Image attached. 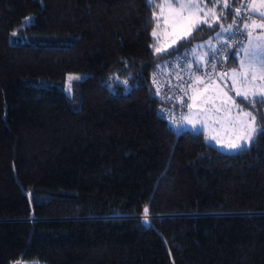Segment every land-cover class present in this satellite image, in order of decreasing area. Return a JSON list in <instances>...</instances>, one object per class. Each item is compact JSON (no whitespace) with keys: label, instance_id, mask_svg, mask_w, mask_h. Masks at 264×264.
<instances>
[{"label":"trees","instance_id":"16d2710c","mask_svg":"<svg viewBox=\"0 0 264 264\" xmlns=\"http://www.w3.org/2000/svg\"><path fill=\"white\" fill-rule=\"evenodd\" d=\"M159 3L0 0V264H264V135L223 153L175 131L203 84L186 96L182 75L151 79L174 54L198 60L235 13L157 53ZM69 73H85L70 79L76 108ZM241 106L264 127V105Z\"/></svg>","mask_w":264,"mask_h":264},{"label":"snow or ice","instance_id":"6c2138e0","mask_svg":"<svg viewBox=\"0 0 264 264\" xmlns=\"http://www.w3.org/2000/svg\"><path fill=\"white\" fill-rule=\"evenodd\" d=\"M154 0H146L147 6L152 7ZM217 0H171L168 4H158L156 7L159 9V13H153L157 17V26L159 27V16L164 14L165 8L169 10V16L165 18V24L169 25L172 28V34L176 36V39L172 41L173 44H176L177 40L187 39L191 35L193 30L203 31L202 25H207L209 28L216 32L214 24H216L220 17L231 15V10L228 5V0H225L224 9L219 12V15L216 13L215 3ZM233 4L235 0H232ZM213 5V7L208 8L207 5ZM207 9V10H205ZM243 13L244 20L247 21L250 17L255 14L258 19L264 20V0H253V3L247 5L246 7L237 8L235 11V18L232 19V24L225 28L222 24L220 25V31L216 32L217 37L221 36L224 33H228V39H246L247 44H242L239 48H234L233 52H229L227 59H234V54L239 55L241 52L243 56L241 58L240 70H233L230 74V78L233 81V86L236 91L237 96L243 95L245 99H248L250 96L256 98V101L264 105V32L254 35L256 28L264 29V23L256 24L255 21H252L251 24L245 22L243 28L235 27L237 24V19L241 17ZM209 14L212 15L213 19L210 21L208 19ZM246 32V35H245ZM153 36H156V31H153ZM185 47L183 44H180L176 51L179 52L180 48ZM156 52L159 53L162 51L161 48L157 47ZM215 52L213 50V57L215 59ZM195 50H193V55H195ZM171 55V53H169ZM183 55V54H182ZM186 55L184 59H186ZM199 65L200 60L194 61ZM206 63L211 64L212 60L205 61ZM213 68L216 67L215 64L212 65ZM191 69V64L188 65ZM199 69L197 68V71ZM211 76V73L205 74ZM225 75H228L225 73ZM70 79H78V77H70ZM200 81V77H196V82ZM193 84H189V88H192ZM181 91L184 92V95H188V92L181 86ZM207 92V88L204 90ZM201 96L192 95L190 99L193 101V104H188V107L191 109L195 102L198 99H202ZM204 102H207V99H204ZM219 110V109H217ZM243 119H238L237 124H239L240 135L238 136V141H243V143H230L227 145L232 149H243L244 144H247L249 141L253 140L257 135H264V127H256V116L251 112H243L240 110ZM261 124H264V115L260 117ZM147 207L145 208V220L147 217Z\"/></svg>","mask_w":264,"mask_h":264},{"label":"rangeland","instance_id":"374dc122","mask_svg":"<svg viewBox=\"0 0 264 264\" xmlns=\"http://www.w3.org/2000/svg\"><path fill=\"white\" fill-rule=\"evenodd\" d=\"M219 1H221V4L224 5V0ZM170 2L171 0H160L159 4H168ZM181 2H185V0H181ZM207 7L211 8L210 4L207 5ZM153 13H159V9L156 8ZM168 16L169 10L165 8L164 14L159 16L158 27L157 17L153 15L154 26L151 31V47L153 52H156L155 49L157 47L161 48L162 51H165L174 45L172 41L176 39V36L172 34V28L165 24V18ZM255 18L258 24L264 23V20L258 19L257 16ZM208 19L210 21L213 19L211 14H209ZM258 30L259 34L264 32V29L258 28ZM153 31H156V36L152 35ZM214 36H216V33L211 35L203 43L196 45L197 47L195 46L196 48H199L198 54H202L206 52L208 48H211L210 44L212 40H214ZM240 63L241 59L239 56L238 65L234 68L228 69V75L218 79V82L207 84L205 82L201 83L202 81H199V83L203 84V86L195 91L193 95L201 96V94H203V98L198 99L191 109L188 107L187 112L180 120V125L174 127L175 131L186 129L192 132H202L205 142L223 153H232L239 149H232L227 145L237 142L243 143V141H238L237 139L240 135L239 124H237V120L243 119V115L240 111L242 109L240 104H244L251 99H254L251 96L248 99H245L243 95H236L230 74L233 72V70H240ZM66 76H68V79L64 85L65 91L67 92L66 95L71 101H73L72 107L76 108V101L74 102L75 94L74 89L72 90L73 87H71L72 80H70V77H78V79L75 80L79 81L85 76V73H69L66 74ZM205 88H207V92L204 91ZM205 98L207 99L206 103L204 102ZM189 104H193V101L191 100ZM242 110L243 112H251L247 108H243ZM249 142L244 144V147L248 146ZM9 264H47V262L34 259H17L10 261Z\"/></svg>","mask_w":264,"mask_h":264},{"label":"built area","instance_id":"2783aa9c","mask_svg":"<svg viewBox=\"0 0 264 264\" xmlns=\"http://www.w3.org/2000/svg\"><path fill=\"white\" fill-rule=\"evenodd\" d=\"M248 1V0H247ZM225 3V1H224ZM229 8L235 13L237 8L246 7L248 4L246 3V0H241L237 5H233L230 2H228ZM238 23L235 25V27L242 28L241 24L244 20L243 13L241 17L237 18ZM230 23L223 25L225 28H227ZM228 33H224L221 36H219V42L211 48L209 53L205 55L199 54L198 57H200L198 60H200L199 65L196 64L199 71L195 69V67L191 66V69H189L188 65L190 64V61H196V58H193V55L191 56L189 53H178L172 55L170 58L166 59L163 63L158 64L155 66L152 74L151 79L153 83L155 84L156 88L161 89L160 85L162 87L166 84L165 82L169 84V82L172 81V78L174 76L182 75L183 77V88L188 92L197 88L201 83L212 79L216 76V72L218 70L222 69V64H224V61L227 59V55L230 52V48L234 45H236L237 42H240L243 38L237 40V39H228ZM236 47V46H235ZM213 50H216L215 52V59H212L213 57ZM183 54V55H182ZM186 55V59H184V56ZM212 60V63H206L205 61ZM213 64L216 65L215 68H213ZM178 66H181L178 68ZM184 72V73H180ZM211 73V76H207L205 74ZM196 77H200L201 83L196 82ZM189 84H193L192 88H189ZM178 90H181V86L178 87ZM188 96V95H187ZM142 219V222L145 225L149 224V218L150 216L147 215L148 219L145 220V215L140 216Z\"/></svg>","mask_w":264,"mask_h":264},{"label":"crops","instance_id":"0c3cea01","mask_svg":"<svg viewBox=\"0 0 264 264\" xmlns=\"http://www.w3.org/2000/svg\"><path fill=\"white\" fill-rule=\"evenodd\" d=\"M251 3H253V0H250V1H249V4H251ZM255 17H256L255 14H253V15L250 17V19H248L246 22L249 23V24H251L252 21H255V23L258 24V22L255 20V19H256ZM258 32H259V30H258V28H256L254 34H257ZM258 34H259V33H258ZM258 34H257V35H258ZM245 35H246V32H245ZM242 44H247V40L244 39V40L242 41L241 45H242ZM239 56H240V59H241L242 56H243V53L241 52V53L239 54ZM239 56H238V57H239ZM225 73H227V70H226ZM225 73L222 75L223 77L227 76V75H225ZM222 76L219 77V78H223ZM218 81H219V80L214 81V82H218ZM254 99H256V98H254ZM251 100H253V99H251ZM241 105H242V104H241ZM241 105H240V107L243 109L244 107H242Z\"/></svg>","mask_w":264,"mask_h":264}]
</instances>
